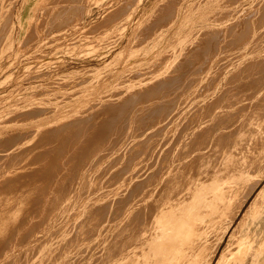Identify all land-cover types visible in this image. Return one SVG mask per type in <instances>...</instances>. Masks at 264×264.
Returning <instances> with one entry per match:
<instances>
[{"label":"rangeland","instance_id":"rangeland-1","mask_svg":"<svg viewBox=\"0 0 264 264\" xmlns=\"http://www.w3.org/2000/svg\"><path fill=\"white\" fill-rule=\"evenodd\" d=\"M262 49L264 0H0V249L8 247L0 264H176L166 260L170 247H132L141 238L132 239L131 223H145L148 209L124 218L125 233L116 234L118 205L177 124L192 122L198 108L238 104L264 80V64L231 71L234 58ZM252 184L236 213L215 224L203 257L177 264H217L223 253L220 264H264V177Z\"/></svg>","mask_w":264,"mask_h":264},{"label":"bare ground","instance_id":"bare-ground-1","mask_svg":"<svg viewBox=\"0 0 264 264\" xmlns=\"http://www.w3.org/2000/svg\"><path fill=\"white\" fill-rule=\"evenodd\" d=\"M260 19H262V18H260ZM210 36H212V35H210ZM221 43H222V41H221ZM203 47H204V45H203ZM210 52H212V48H211ZM212 54H213V52H212ZM243 55H244V52H243ZM241 56H242V54H241ZM207 57H208V54H207ZM236 57H238V56H236ZM244 57H243V59H241V57H240V59L239 60L237 59V61H235L236 58H234L235 60L233 59L232 63L230 62L232 64L231 69H234L231 71L236 72L235 70L241 69L244 66L246 68L247 66H251V65L256 66V64H257V66L259 67L258 64H264V49H262L261 51H259L257 53L247 54V55L245 54ZM207 60H209V58ZM233 61H235V62H233ZM254 62H256V63H254ZM228 66H227V68H228ZM261 67H263V66H261ZM261 67L259 68V70L261 69ZM257 70H258V68H257ZM200 72H201V70H200ZM258 72H260V71H258ZM258 72H255V73L258 74ZM261 73H262V69H261ZM224 74H225V72H224ZM226 74H227V72H226ZM256 74H254L255 75L254 80L256 78ZM244 76L246 79V75H244ZM261 76L262 75L260 74V77ZM260 77H259V79H261ZM263 77H264V74H263ZM249 78H250V76H249ZM250 81H252L251 78H250ZM243 82H244V80H243ZM252 82H251V84H252ZM248 83H249V80H248ZM254 83L252 84V86L254 85L253 91H251L252 88H251V90L248 89L251 92L249 95L246 96L244 94V98L243 97H242V99L240 98L241 100L239 99V101L236 100V101H238L237 102L238 104H236V102H235L236 105L232 104L233 106H231V107L228 106V108L226 106L227 109H225V110H223V108H225V107H223L221 111L219 110L218 112L214 113V111H215V109L213 110V108L215 107L214 106L212 108L213 111L211 110V111L207 112L209 109L206 106V112L207 113H204V111L200 112L199 108H198V112L195 109L196 112L198 113V115L195 119H193L192 122H188V121L186 122L187 118L184 119V122H186V123L183 122V124H177L178 125L177 129H174L172 131L173 134H172V136L170 135L171 137H169V139H167V141L166 140L161 141L159 143L158 147L153 146L151 148V151H150L151 153L148 157L149 159H148V162L146 164V169H147V172H146L147 176L145 177L146 179L144 181L135 179L133 187L135 188L136 192L134 193V195L130 199H128L127 197L124 196L125 198H127V202L124 199L126 203L123 202V204H122L123 206L117 204L119 206V210L117 212L119 220L120 219L123 220L124 218L127 219V217H129L131 215V213H133L134 211L137 212L138 209H140L142 207H144V210H146V209L149 210L148 217H146L147 219L146 220L144 219L145 215L143 216L144 218H142V220L143 219L145 220V223L142 222L143 224L140 222V220H139V222L137 221V222L131 223V221H130L131 219H129V221L132 225V227L129 228V230L131 229L130 232L131 233L133 232V235H131V237L133 236L132 239H134V233L139 238H141V240L139 242H136V243L133 240L134 243L132 242L133 243L132 247L135 248V246H138V245L142 246V245H145L147 242L152 241L153 244H155L154 247L159 248L160 245H161V247L163 245L164 248L170 247V250H168V252H167L168 253L167 257H166L167 261H174L177 264V263H180L183 260H185V258L186 259L191 258L193 260V262L195 263L196 261L199 260L198 258L201 257L206 252V249L209 247V243L213 237L212 236V234H213L212 230H213L215 224L218 221L221 222L222 220L228 218L233 213L235 214L236 210H237L235 208L242 206V204H244L247 201L248 196L250 195L252 190L249 189V192L247 191V194H245L244 193L245 188L247 186H250L252 183H253L252 185L254 187V185L258 184V182L260 180H262V178L264 177V80H261V81L257 80V82L255 84ZM218 84H219V82H218ZM220 84H222V83H220ZM246 84L247 83L245 82V85ZM238 85H239V83H238ZM245 85L243 83L242 87H239V90L241 91V88L243 89V87H245ZM201 86H203V85H201ZM217 86H220V85H217ZM240 86H241V83H240ZM248 86L246 85L247 88H248ZM210 87H212V86H210ZM248 90H247V93H248ZM215 93L216 92H214L213 94H215ZM238 93L239 92H237V94ZM243 93H241L242 94L241 96H243ZM245 93H246V91H245ZM207 97H208V95H207ZM215 97H218V96L215 94ZM196 98H198V97H196ZM204 98H205V96H204ZM203 100H205V99H203ZM210 100L213 101L215 99L211 97ZM192 101H193V99H192ZM212 101H209V102H211L210 104H213ZM209 102H207L208 105H209ZM201 103H202V99H201L200 104ZM207 103H205V104H207ZM198 107H200L199 103H198ZM189 112L192 113V111H189ZM183 113L185 114V111ZM187 113L188 112L186 111V114ZM196 114H194V115H196ZM194 115H192L193 118H194ZM188 116H189V113H188ZM192 116H190L189 118L192 119ZM182 117H180V119ZM145 155H147V154H145ZM118 156H117V159H118ZM139 157L141 158V156H139ZM75 158H76V156H75ZM84 159H85V157H84ZM135 159L137 160V158H135ZM142 160L143 159H141V161ZM86 165L87 164L85 163V166ZM140 165H142V164H140ZM115 166H116V164H115ZM136 169H137V166H136ZM45 170H47V169H45ZM175 172L178 174L172 175V174H175ZM44 173H46V172H44ZM134 173H136V172H134ZM134 173H133V175H134ZM11 174H9V176ZM99 176H100V174H99ZM102 177H103V175H102ZM109 178H110V176H109ZM126 178H127V176H126ZM45 180H46V178H45ZM9 182H10V180H9ZM99 182H100V180H99ZM145 183H146V189L147 190L144 192L140 188H142V185L144 186ZM75 184H76V182H75ZM96 184H98V183H96ZM32 186H33V184H32ZM143 188L145 189V187H143ZM26 189H27V187H26ZM140 190H142V191H140ZM159 190L162 191L163 197L160 196L161 197L160 200H162V202H160L158 200L159 198L157 199V203L160 202V204L157 205L156 202L155 203L153 202V197L155 199L156 196H154V195H157L155 193H158ZM43 191H45V189ZM242 195L244 196V198H242ZM119 196L121 197V195H119ZM33 197L34 196H32L31 200H34L35 197L34 198ZM41 198L43 199V197H41ZM83 198H84V196H83ZM18 199H19V197H18ZM39 199L40 198H38V200ZM98 200H100V199H98ZM121 200H122V198H121ZM35 203H36V201H35ZM115 203H116V201H115ZM118 203L121 204V202H118ZM52 204L53 203H51V206H52ZM108 204H107V206H108ZM153 204H156L157 207L153 206ZM261 204H262L261 199H258V200L256 199L254 201V205H253L254 207L252 210L254 216H256L260 212L259 207ZM9 205L12 206L11 204H9ZM36 205H38V204L36 203ZM63 205H64V203L60 206H63ZM95 205H96V203H95ZM127 205H129V206L127 207ZM31 206L32 205H30L29 207H31ZM38 206H40V203ZM51 206H49V207H51ZM74 206H76V205L73 204V207ZM114 206L116 207V205H114ZM6 207H8V206H6ZM58 207H59V205H58ZM1 208H2V206H1ZM1 208H0V211H1ZM23 208H25V207H23ZM69 208H70V206H69ZM5 209H3V211L6 212ZM33 209H34V207H33ZM58 209H56V211H58ZM105 210H106V207H105ZM31 211L33 212V210H31ZM54 211L55 210L53 207V214H54ZM28 212L29 211H27L26 213H28ZM32 212H31V214H32ZM50 212H52V211L50 210ZM59 212H60V210H59ZM72 212H74V209ZM76 212L78 213V211H76ZM146 212L147 211H145V214H146ZM38 213H40V212L38 211ZM48 213H49V211H48ZM35 214H37V213H35ZM90 214H91V212H90ZM64 215H65V213H64ZM67 215H69V214H67ZM117 215H116V217H117ZM8 216H10V215H8ZM15 216H16V214H15ZM29 216H30V214H29ZM70 216H71V214H70ZM70 216H68V217H70ZM101 217H102V215H101ZM36 218H37V216H36ZM55 218H56V216H55ZM109 218H110V216H109ZM61 219H63V217ZM75 219H77V218H75ZM8 220H10V219H8ZM24 220H26V219H24ZM46 220H47V216H46ZM124 220H123V223L119 222V224H121L122 226L119 227V229L116 231V234L118 233V234L122 235L123 233H125L124 230L126 229L125 228L126 226L124 227V223H125ZM12 221L13 220H11L9 222H12ZM26 221H24V223ZM54 221H55V219H54ZM129 221H127V224ZM16 222H17V224L19 223L17 218H16ZM40 222H41V220H40ZM71 222L73 223V220ZM71 222H70V224H71ZM37 223L34 222L33 226L36 227ZM112 223L113 222H111V224ZM54 224H55V222H54ZM0 225H1V223H0ZM5 225H6V222H5ZM18 225H20V224H18ZM38 225H39V223H38ZM66 225H67V223H66ZM97 225H98V223H97ZM8 226L10 227V225H8ZM41 226L42 225H40V227ZM70 227H71L70 229H72V226H70ZM73 227H74V225H73ZM108 227L111 228V225ZM16 228H17V226L15 227V230H13V231H15V233H16ZM78 228H79V226H78ZM238 229H239V227H238ZM27 231L29 233H27ZM31 231H33V230H31V229L29 230V228H28L26 230L25 236L27 237V234L31 235L30 234ZM80 231L82 232V229ZM95 231H96V229H95ZM1 232H2V230H1ZM6 232H9V230ZM51 234H52V232H51ZM91 234H92V232H91ZM8 235L6 234V235H4V237L5 236L7 237ZM77 235H78V233H77ZM79 236H81L80 232H79ZM13 237L14 236L12 233V237L11 238L8 237V238L12 240ZM122 237H124V236H122ZM37 238L40 239L39 237H37ZM49 238H48V240H49ZM26 239L24 238V240H26ZM43 239H44V237H43ZM132 239H130V240L132 241ZM126 240H127V238H126ZM0 241H2V240H0ZM28 241H30V240L28 239ZM235 241L238 242L239 244H241L239 238L235 239ZM20 242H21V239H20ZM1 243H4V241ZM8 243H11V242L8 241ZM112 243H113V241H112ZM121 243H123V241ZM13 244H12V246H13ZM48 245H50V244L48 243ZM1 246H3V245H1ZM18 246H19V244H18ZM177 246L178 247L180 246V247L178 248ZM4 247H2L1 249L5 250ZM20 247H21V245H20ZM114 247H115V245H114ZM125 247L126 246H124V248ZM5 248H8V247L6 246ZM124 248H123V250H124ZM233 248H235V247H233ZM1 249H0V253L2 252ZM147 249L148 248H146V250ZM162 249H160V252ZM89 250H90V248H89ZM151 250H152V248H151ZM151 250H150V252H151ZM229 250H227V251H229ZM142 251H143V249H142ZM144 251H145V249H144ZM137 252H139V251H137ZM161 253H163V252H161ZM230 253H231V251H230ZM3 254L4 253H1V255H3ZM145 255H146V253H145ZM223 255H224V253L221 254V257L219 256L220 258L218 259L217 264H220L222 262ZM7 257H8V255H7ZM9 257H10V255H9ZM75 258H76V256H75ZM102 258H103V256H102ZM209 262H211L210 259H209ZM121 264H122V262H121Z\"/></svg>","mask_w":264,"mask_h":264}]
</instances>
